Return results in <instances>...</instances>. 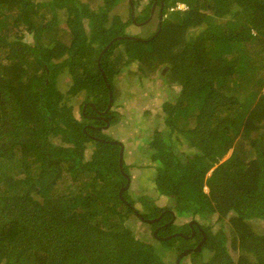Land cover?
I'll return each instance as SVG.
<instances>
[{"label":"trees","instance_id":"16d2710c","mask_svg":"<svg viewBox=\"0 0 264 264\" xmlns=\"http://www.w3.org/2000/svg\"><path fill=\"white\" fill-rule=\"evenodd\" d=\"M100 1L96 12L78 0H0V264H166V250L180 253L202 240L197 231L193 240L174 236L155 246L136 237L125 223L135 214L127 204H135L132 191L119 196L127 182L118 166L121 146L98 130L83 131L102 121L82 113L75 118L55 89L56 75L67 68L72 86L65 97L83 90L84 101L105 110L109 93L112 105L116 98L114 77L129 64L139 65L145 76L155 67L168 70L179 94L163 104V121L196 151L178 159L164 141L147 137L155 189L170 197L179 213L215 215L221 228L224 221L229 226L227 235L212 226L203 229L201 252L187 254L192 264H264V230L253 222H264V0H179L189 9L172 12V20L167 15L158 35L145 42L126 38L132 19L111 14L124 0ZM161 1L167 7L176 0ZM59 10L66 11L71 40L44 48L38 36L58 27ZM148 16L140 14L139 21ZM212 17L219 22H209ZM192 29L197 32L190 34ZM25 35L32 36V44ZM111 41L100 58L104 81L94 66ZM120 43L127 44L126 62L114 59ZM87 114L98 113L89 107ZM189 116L194 127L179 128ZM230 131L244 135L240 143ZM90 141L95 146L83 161ZM229 148L230 156L220 162ZM138 211L153 219L160 210L152 205ZM168 229L156 237L178 232L172 225ZM182 234L189 235V229ZM202 251L210 256L195 263Z\"/></svg>","mask_w":264,"mask_h":264},{"label":"rangeland","instance_id":"374dc122","mask_svg":"<svg viewBox=\"0 0 264 264\" xmlns=\"http://www.w3.org/2000/svg\"><path fill=\"white\" fill-rule=\"evenodd\" d=\"M35 2L39 1H47V0H34ZM79 2L88 5L91 8H94L98 12L97 8L100 7L99 4H102L100 0H78ZM148 0H144L139 2V7H142L144 3ZM98 5V6H97ZM148 5L152 6L153 4L149 3ZM236 6L233 5L231 10H236ZM126 1L118 6H115L111 14H115L121 17L123 20H127L128 15H132L133 11L130 12L127 9ZM149 8V6H147ZM150 7L148 10H151ZM151 12V11H150ZM144 13H148L147 10ZM209 15H212L210 11L207 12ZM94 14V13H93ZM56 21L58 27L54 28L48 27L43 33H40L39 41L43 38V42H39L43 44L42 47L53 49V47H61V45L67 44L70 40V32L69 35L67 32L68 28L64 27L65 19H66V11L59 10L56 14ZM140 14H135V20L138 21V25H141L143 21H139ZM138 18V20H137ZM169 20L174 19V14L170 13ZM214 19V20H213ZM141 20V19H140ZM210 18L209 22L216 23L219 20ZM214 21V22H213ZM133 22L130 26L126 28L127 36H135L137 38L151 40L149 36L156 30L157 28V17L153 15L152 21L148 22V24L140 27H135ZM85 32H88L89 25L87 21H84ZM64 30V31H60ZM197 29H192L189 33H196ZM24 40L29 44L33 43V39L31 35H25ZM117 50L114 53V59L119 58L126 62L127 56L125 50L127 48L126 43H120ZM135 44H132L134 46ZM107 46V45H106ZM105 46V47H106ZM117 46V45H116ZM147 43L144 44V48H147ZM142 49V46L139 47ZM150 52V51H149ZM100 54V53H99ZM98 54V55H99ZM98 57V56H97ZM96 57V59H97ZM112 57H110L111 59ZM112 60V59H111ZM109 70L108 67H106ZM76 73H79L78 69H75ZM29 73H31L29 71ZM148 73L147 76L142 75V72L139 70V65L129 64L119 69L118 75L114 77V94L116 93V98L114 102V106L109 108V105L103 110L106 114L105 116L108 118L107 121L111 123L110 127L106 124V118L102 117V124L105 127H108L107 130H104L101 134L105 135L106 138H113L123 145L124 153H123V164L124 171L128 174L132 180V196L135 202V209L147 211L149 209V205L151 202H154L155 206L158 208H168L172 212L177 213V207L173 208L174 201L168 197L161 195L157 190H155V186L153 184V178L155 172L153 170V166L155 164L153 161L149 160L148 156L152 154L153 149L149 148L147 144V137L154 136L159 141H164L167 146H170L172 151L175 153V156L179 158H185L187 154L190 156L195 153L194 149H190L188 143L182 139H178L175 132H170L164 123L163 119L166 117L163 112L162 106L165 103L172 102L179 94V86L170 82V77L167 75L168 70L164 66L155 67L152 72ZM56 81V88L60 93H64L66 89L68 90L70 85V78L68 74H64L61 77H58ZM260 78L264 79V68L260 72ZM24 84V82H22ZM44 86L46 82L44 81ZM67 86V87H66ZM21 89V88H20ZM18 89L16 92L21 94V90ZM83 93H79L78 97L74 98V100H70L65 98L64 102H66L67 106L70 108L71 105L74 107V111L76 116L77 112V104L80 102ZM9 111V110H8ZM102 111V112H103ZM116 112V113H115ZM113 117H112V116ZM118 115V118L116 117ZM116 117V118H115ZM117 121V123H115ZM195 118L193 116H189L181 122L178 123L179 128L183 129H192L194 127ZM93 126V125H91ZM179 134V133H178ZM176 136V137H175ZM229 136L232 138L234 143L238 144L241 141L242 136L239 134L235 135L232 131H230ZM91 138H94L91 136ZM100 138V137H96ZM177 138L178 141L174 139ZM116 140H110L112 144L116 143ZM143 141V142H142ZM53 143L56 144V141L53 140ZM95 146L93 141H90L87 147V150L84 154L83 161L90 159V153L92 146ZM120 150V149H119ZM190 152V153H189ZM232 152V149H228L227 153L222 157L220 162L226 160ZM165 155V153H164ZM154 164V165H153ZM120 170V169H119ZM213 168L206 174V177L211 173ZM65 170H63L64 172ZM66 173V172H65ZM66 179L69 178V175H65ZM127 183V182H126ZM65 183L59 184L63 186ZM206 189V187L204 188ZM207 194V189L205 190ZM147 195V198H140L141 196ZM138 201L136 202V200ZM154 210V209H153ZM162 213H160L161 215ZM130 217H134L135 215H129ZM215 216L209 219V217H200L196 216V221L200 223L202 227L212 226L213 231L218 232V230L222 229L223 233L227 235L229 226L226 221L222 223V228L220 227V223L214 221ZM190 220L187 216L181 214L176 215V220L173 223V228H177V233L187 232L186 229L180 228V226H184L189 223ZM255 226L258 230H264V222H256ZM128 228H131L136 237L140 240H143L147 243H151L152 245H156V242H160L152 237L151 232L152 229L146 224H143L139 219L131 218L126 223ZM179 227V228H178ZM156 231V230H155ZM154 234V232H153ZM160 247V246H159ZM177 254L174 250H166L164 252V262L166 264H175ZM233 258L236 256L233 252L230 253ZM210 256L209 252L202 251L201 257L199 259L194 258L195 263H200L201 260H206ZM235 259V258H234ZM183 264H192V259L190 256H186L182 259Z\"/></svg>","mask_w":264,"mask_h":264},{"label":"clouds","instance_id":"9594fccd","mask_svg":"<svg viewBox=\"0 0 264 264\" xmlns=\"http://www.w3.org/2000/svg\"><path fill=\"white\" fill-rule=\"evenodd\" d=\"M126 1V5H127V9H128V11L130 12L131 10L133 11V13H132V15H128V18L127 19H132L133 20V23L135 24L134 26L135 27H140V26H144V25H146V24H148V22H150V21H152V18H153V15H155L156 17H157V28H156V32L154 31L151 35L153 36H151L152 38H150L151 40L153 39V38H155L157 35H158V33L160 32V30H161V25H162V21H163V19L164 18H166L167 17V15L169 16V14L170 13H172V12H180V13H184V12H186L189 8H188V5L185 3V2H181V1H179V0H176L175 2H174V4H172V5H169V6H167V7H164V2H162L161 0H157V2H160L161 3V12H160V14L158 15L157 13H155V12H150L149 13V16H151V19L146 23V24H143V25H138V23H136L137 21L135 20V14H137V15H139V14H142V13H144L146 10L148 11V8H145L144 10H141V8L142 7H139V2H142V1H144V0H125ZM123 3V2H122ZM121 3V4H122ZM129 3V4H128ZM118 5H120V4H118ZM118 5H116V6H118ZM144 5V4H143ZM147 6H149V5H147ZM164 8H166V14L165 15H163L162 16V10L164 9ZM112 11V10H111ZM110 11V12H111ZM149 16H148V18H149ZM147 18V19H148ZM146 19V20H147ZM146 20H144V21H146ZM143 21V20H142ZM143 21V22H144ZM142 22V23H143ZM141 23V24H142ZM64 27H66V23L64 24ZM67 28V27H66ZM61 31H64V30H61ZM64 32H68V30H66V31H64ZM127 36V35H126ZM128 37H133V38H135L134 40H140V41H144L145 42V40L146 39H141V38H137V37H135V36H127L126 38H128ZM115 38H118V37H115ZM114 38V39H115ZM41 40H43V38L41 39ZM147 41V40H146ZM113 43V42H112ZM111 43V44H112ZM109 47H110V45H109ZM105 48V47H104ZM104 48H103V50H104ZM102 50V51H103ZM101 51V52H102ZM101 52H100V54H101ZM99 54V55H100ZM99 55H98V57H97V59H96V64H95V66H94V69H96L98 72H99V74L103 77V80H104V78H105V80L104 81H106L107 80V76L105 75V69L104 68H102L101 67V65H102V63L100 62V58H101V56H102V54H101V56H100V58H99ZM99 58V59H98ZM59 60H56V61H54V62H58ZM75 69H78V71L80 70L79 68H75ZM73 70V72H74V74H75V76H80V72L79 73H76V70ZM46 72H48L49 73V71L46 69ZM64 74H68L69 75V73L67 72V68H64L62 71H60L57 75H56V81H57V79H59L58 77H61V76H63ZM69 78H70V85H71V83H72V78H71V74H70V76H69ZM56 81H55V89L57 90V88H56ZM109 85L107 84V87H108ZM67 87V86H66ZM58 91V90H57ZM59 92V91H58ZM66 92H67V89H66V91L62 94V93H60V94H62V96H63V101H64V99L65 98H67V99H70V100H74V98H76V97H78V94L79 93H83L82 95V98H81V100H80V102L77 104V112H78V115L76 116V114H75V111H74V107L71 105V102H70V109L73 111V113H74V115H75V118H77V119H80L79 118V116H80V113H82V115L83 116H86V117H88V116H91V115H88L87 114V110H88V108L89 107H91L93 110H94V112H98V117H100V118H96L97 120H99V121H102L101 120V118L102 117H104V118H106V116H105V112L103 111H97L96 110V107L94 106V104L92 103V102H87V101H84V91L83 90H81L80 92H78L77 93V95L76 96H71L70 95V97H65L66 96ZM263 94H264V91H263ZM115 102V101H114ZM114 102H113V104H114ZM65 103V105L67 106V104H66V102H64ZM108 106V105H107ZM112 106H114V105H112V102H111V105L109 106V108L110 107H112ZM68 108H69V106H67ZM116 113V112H115ZM112 116V115H111ZM116 117L118 118V115H116ZM88 118H90V117H88ZM87 118V119H88ZM90 119H94V118H90ZM106 124L108 125V127L110 126V122L109 121H107V118H106ZM115 123H117V122H115ZM101 126H103V127H97V126H95V125H93V126H91V125H85L84 127H83V131H85L86 130V128L87 127H89V128H91V129H95V130H98V131H100V133H102L104 130H107V128L108 127H105L104 128V125H101ZM102 135V134H101ZM94 138L93 139H95L96 141H99V139H101L102 140V138H96V137H98V136H93ZM113 140H116V138L115 139H113ZM104 141V140H103ZM111 142V141H110ZM115 144H119L121 147H122V162H123V153H124V146L123 145H121L117 140H116V143ZM190 149H192L193 150V148H190ZM194 151H195V149H194ZM190 153V152H189ZM195 153H196V151H195ZM195 153H193V154H195ZM192 154V155H193ZM189 154H187L186 156H188ZM150 160V159H149ZM122 170H123V164H122ZM123 175H126L127 176V181H128V187L126 188V189H131V187L132 186H130V184L132 185V180H131V178H130V176L128 175V174H126L125 172H124V170H123ZM208 176H210V174L208 175ZM125 177V176H124ZM125 187V185L121 188V191H122V189ZM125 189V190H126ZM207 189V188H206ZM206 189H204V191L206 190ZM156 190V189H155ZM119 192L120 194H119V196H121L122 195V192L124 191H122V192ZM161 195H163V194H161ZM152 203V205L153 206H155L154 204V202H151ZM128 204V206L130 207V209L131 210H133V211H135L134 213V217H127V218H125L126 220H125V223H127L129 220H131V218H135V219H139L143 224H146V225H148V226H152V225H155V224H158L159 222H160V220L165 216V215H172V217H174V218H176V215H181V214H183V215H185V216H187L190 220H188L189 221V223H188V225H187V228H188V226H189V229H190V231H191V233H190V235H185V234H182V233H178V234H182V235H184L185 236V238L187 239V238H190V239H192L193 238V235H194V233H196V231L195 230H193L194 228H193V225H195V226H197L196 228L198 229L199 228V232H201V234L203 235V234H205L204 232H203V229L205 228V227H202L201 225H200V223L198 222V221H196L195 219H196V216H194V217H192V215H191V213H185V212H183V213H179L178 211H177V213H175V212H172L171 210H169L168 208H158L157 206H155L158 210H160L159 211V213H158V215L155 217V218H153V219H147V218H143L138 212V208L137 209H135V204H133L132 205V203L131 204H129V203H127ZM176 207V204H175V202H174V206H173V208H175ZM168 210V211H167ZM160 213H162L161 215H160ZM169 213V214H168ZM159 216H161V218H160V220L157 222V223H153V224H150V223H148L150 220H155V219H157ZM215 216V215H214ZM169 218H170V216H169ZM168 218V219H169ZM167 219V220H168ZM167 220H166V222H167ZM170 225H171V222L169 223V224H167V226L166 227H170ZM186 225V224H185ZM187 228H186V230H187ZM167 230L169 231V229L167 228ZM167 230H165V232H167ZM158 232V231H157ZM157 232H156V234H157ZM198 232V231H197ZM197 235V234H196ZM153 236H154V234H153ZM154 237H156V236H154ZM158 238V237H157ZM193 240V239H192ZM186 250H191V248H189V249H186ZM185 250H183L182 252H184ZM201 252V251H200ZM181 253V252H180ZM180 253H178L177 254V257H176V259L178 258V256H179V254ZM186 256H188V255H186ZM186 256H183L182 257V259L184 258V257H186ZM175 264H176V262H175Z\"/></svg>","mask_w":264,"mask_h":264},{"label":"water","instance_id":"95a60500","mask_svg":"<svg viewBox=\"0 0 264 264\" xmlns=\"http://www.w3.org/2000/svg\"><path fill=\"white\" fill-rule=\"evenodd\" d=\"M150 19H151V16H149V18H148L146 21H144L141 25L146 24ZM118 39H122V38H119V37H118V38H115L113 41H116V40H118ZM127 39H135V38H133V37H128ZM113 41H111V42H109V43L107 44V46L104 48V50L101 52V54H103V53L109 48V45H110ZM101 54L99 55V58H100ZM99 58H98V59H99ZM104 80H105V78H104ZM111 102H112L111 94L109 93V101H108V105H109V106L111 105ZM99 140H100V141H103V140H101V139H99ZM118 166H119V168H120L122 174H124V173H123V170H122V147H121L120 150H119ZM124 176H125V178H127L126 175H124ZM127 187H128V181H127V183L125 184V187L122 189V191L125 190ZM122 191H121V192H122ZM119 194H120V193H119ZM160 218H161V216H159V217H158L157 219H155V220H150L148 223H150V224L157 223V222L160 220ZM156 232H157V230L154 231V236H156ZM174 236H180V237H184V238H185L184 235L176 233V234L171 235L170 237L162 238L161 241L168 240L169 238L174 237ZM205 239H206V236L203 234V236H202V240L196 245L195 248H193V249H191V250H185L184 252H181V253L179 254L178 258L176 259V264H180V259H181L183 256H186L190 251H200V250H201L200 246H201L202 242L205 241Z\"/></svg>","mask_w":264,"mask_h":264},{"label":"flooded vegetation","instance_id":"af4514ba","mask_svg":"<svg viewBox=\"0 0 264 264\" xmlns=\"http://www.w3.org/2000/svg\"><path fill=\"white\" fill-rule=\"evenodd\" d=\"M149 3H151V4H153L152 6H150L149 5V8L150 7H152V9L151 10H148V12L150 13V11L151 12H155V13H157L158 15L160 14V12H161V3L160 2H157V0H148L146 3H144V5L142 6V8H141V10H144L145 8H147V5L149 4ZM148 8V9H149ZM96 113H98V112H96ZM98 114H94V115H91V116H88V117H90V118H97L98 116H97ZM98 118H100V117H98ZM111 125V124H110ZM95 126H97V127H103V126H101V125H95ZM110 127V126H109ZM168 211V210H167ZM169 214V213H168ZM170 216V218L167 220V222H165V223H162L161 225H156L155 227H153L152 228V234H153V232L155 231V230H157L158 232L159 231H162V230H167V228H169V227H166L167 226V224H169L170 222H171V225L173 226V223L175 222V220H176V218H174V217H172V215H169ZM186 225H188V223L186 224ZM197 226H195V225H193V230H197L198 232H199V228L197 229L196 228ZM180 228H185V226L183 227V226H180ZM188 229H189V226H188ZM157 232V233H158ZM190 233H191V231H190V229H189V235H190ZM196 237V233H194V235H193V238L192 239H194ZM153 238H155L156 240H159V241H161V239L160 238H157V237H154L153 236ZM186 239V238H185ZM191 239V240H192Z\"/></svg>","mask_w":264,"mask_h":264}]
</instances>
